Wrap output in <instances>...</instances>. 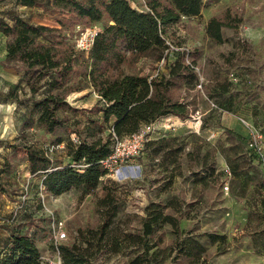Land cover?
<instances>
[{"label":"rangeland","instance_id":"1","mask_svg":"<svg viewBox=\"0 0 264 264\" xmlns=\"http://www.w3.org/2000/svg\"><path fill=\"white\" fill-rule=\"evenodd\" d=\"M128 1L139 11L147 10L144 0ZM227 10L238 15L241 22L235 28H224L223 42L216 43L206 35L205 27L211 17H222ZM15 16L53 27H59L57 20L69 18L64 12L50 15L37 7L17 5L14 0H0V17L12 24ZM100 29L101 23H96L86 31ZM77 31L78 27L72 36L76 45ZM164 36L173 50L168 53L169 60L176 51L189 52L186 60L195 61L202 83L186 94L191 102V118L166 116L155 122L153 139H184L178 160L180 169H174L172 164L167 170L160 168L158 159L149 160L148 151L144 150L143 154L124 162L120 173L103 178L93 193L79 189L54 196L40 190L41 177L31 176L28 166L24 167L22 141L48 149L56 146L59 137L67 136L64 131L46 134L34 124L23 129L22 122L33 99L27 90L26 94L21 90L23 72L5 64L6 37L0 33V174L2 170L8 171L0 176L5 189V193H0V229L5 235L10 230L6 229L8 222L12 229L31 233L43 253L50 248L48 239L53 220H60L68 236L66 244L78 242L75 235L79 228L98 226L94 197L101 195L102 183L110 179L117 182L120 193L115 218L118 228L113 233L120 240L121 231L140 235L149 204L174 214V208L166 206L171 199L180 201V233L174 234L165 223L154 226L147 240L149 245H155L150 253L156 250L159 253L149 264H191L175 249L177 242L186 246L191 241L204 249L197 264H264V185L261 184L264 175L260 165L251 160L254 169L251 168L248 176L238 177L230 171L225 159L227 149L232 147L236 155L245 153L248 125L264 133V0H203L199 16L182 17L166 29ZM164 67L165 63H152L141 57L126 64L124 71L153 76L164 71ZM77 79L75 76L72 82ZM14 87L18 88L17 103L7 99L8 91ZM66 99L73 107L86 111L101 104L92 88L72 92ZM68 115L79 121V125H69V129L83 131L85 116ZM88 116L95 117L90 113ZM224 129L234 134L228 141ZM107 133L108 129L104 128L102 136L106 137ZM82 136L85 137L84 132ZM235 136L244 141L241 143ZM49 155L53 165L68 163L64 149H53ZM229 155L233 158L234 151H229ZM209 167L225 175L214 179ZM201 176L204 180L197 179ZM124 245L123 242L114 252L101 250L90 263L130 264L139 249L136 246L125 249Z\"/></svg>","mask_w":264,"mask_h":264},{"label":"trees","instance_id":"2","mask_svg":"<svg viewBox=\"0 0 264 264\" xmlns=\"http://www.w3.org/2000/svg\"><path fill=\"white\" fill-rule=\"evenodd\" d=\"M17 5L37 7L50 15L64 12L67 20H57L59 27L35 24L19 16L12 17V24L0 17V33L6 37L4 62L23 72L22 92L33 99L24 121L23 129L36 125L44 133L57 135L64 131L66 138H58L56 145L63 144L68 163L53 165L46 155L47 149L22 141L25 161L31 176L41 177L44 193L59 196L71 190L82 189L93 193L107 175L100 161L111 152L112 137L123 138L140 130L142 125L155 122L161 117L175 116L191 118V102L187 91L197 85L202 86L196 73L195 61L186 60L189 52L176 51L171 60V50L164 36L167 28L180 22L182 17L200 15L203 0H144L146 11H139L128 0H14ZM241 18L227 10L222 17H211L206 24V35L214 42H223V29L235 28ZM101 23V29L94 36L88 51L77 47L72 41L74 30L77 35L87 28ZM144 57L152 63L165 60L164 71L156 75L125 73L124 66ZM76 82H72L74 77ZM92 88L101 101L88 111L73 107L66 99L72 92ZM17 87L10 89L7 99L17 103ZM39 95V98L37 96ZM209 101H205L208 103ZM68 113L82 114L86 123L83 131L70 130L69 125L77 126L79 121L71 119ZM88 113L95 115L94 118ZM106 128L109 133L102 136ZM85 133V137L82 133ZM226 141L233 132L224 129ZM79 143L71 139V134ZM70 135V136H69ZM241 143V137H236ZM245 139V148H246ZM184 139L161 137L145 144L149 160L158 159L160 168L167 170L173 165L180 169L179 158L184 147ZM200 147H198L199 149ZM234 151V157L229 155ZM232 147L225 153L226 163L236 176H248L251 160L258 163L249 151L235 153ZM191 156V153H187ZM247 155V156H246ZM156 156H159L158 158ZM81 164L77 169L71 164ZM259 164V163H258ZM8 168L9 165L6 164ZM210 176L218 179L224 172H215L209 167ZM8 173L2 170L1 174ZM0 174V176H1ZM173 174V171H171ZM179 174V173H178ZM204 180V177H197ZM1 180V179H0ZM264 185V181L261 180ZM118 184L110 179L101 185V195L94 197L95 211L99 216L96 228H79L76 240L61 246V256L65 264H91V259L107 248L114 252L125 243V249L136 246L137 255L130 264H149L159 251L150 250L147 238L152 235L154 226L168 224L174 234L180 233V201L171 199L166 207L174 208V214L164 213L153 203L145 208L140 235L133 236L121 231L122 239L114 230L115 218L120 201ZM5 193L0 183V193ZM217 237H213L216 239ZM175 249L191 264H197L204 251L202 245L191 241L188 245L176 243ZM40 251L34 236L11 229L6 240L0 242V264H37Z\"/></svg>","mask_w":264,"mask_h":264},{"label":"built area","instance_id":"3","mask_svg":"<svg viewBox=\"0 0 264 264\" xmlns=\"http://www.w3.org/2000/svg\"><path fill=\"white\" fill-rule=\"evenodd\" d=\"M95 34L96 32L92 31H85L81 33L77 47L81 50L88 51L93 43ZM162 63H165L164 59L161 60L160 64ZM155 122L142 125L138 132L123 138H118L113 135L111 152L105 159L100 161L103 168L107 170L106 177L114 176L115 174L120 173V169L123 167L124 162L126 163L132 158L143 154L145 144L153 139L152 134L156 129ZM248 130L249 134L246 141V149L249 151V153L256 157L264 175V133L255 129L254 127H251L250 125H248ZM71 139L74 142L79 143V140L74 134H71ZM56 148L63 149L64 145L61 143L56 146L49 147L47 149L46 155L50 157L49 154L53 149ZM71 165L77 169L84 168V166L81 164L76 165L72 163ZM224 188L227 189L228 187L226 186ZM40 190H44L42 184L40 185ZM27 234L32 236L31 233ZM67 239L68 236L64 228V222L60 220H53L50 236L48 239L50 248L47 251L40 253L37 264H65L61 256L60 248L66 244Z\"/></svg>","mask_w":264,"mask_h":264},{"label":"crops","instance_id":"4","mask_svg":"<svg viewBox=\"0 0 264 264\" xmlns=\"http://www.w3.org/2000/svg\"><path fill=\"white\" fill-rule=\"evenodd\" d=\"M171 118H177V117H175V116H171ZM27 166V163H25L24 162V167H26ZM8 227V228H7ZM6 229L7 230H11L12 229V226L10 225V223H8L7 222V224H6ZM10 230H9V232H10ZM8 234L9 233H7L6 235H5V232L2 230V229H0V242H3V241H5L6 240V238H7V236H8Z\"/></svg>","mask_w":264,"mask_h":264}]
</instances>
